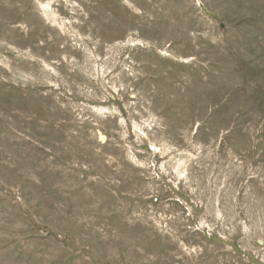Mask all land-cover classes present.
Listing matches in <instances>:
<instances>
[{
    "label": "rangeland",
    "instance_id": "1",
    "mask_svg": "<svg viewBox=\"0 0 264 264\" xmlns=\"http://www.w3.org/2000/svg\"><path fill=\"white\" fill-rule=\"evenodd\" d=\"M0 264H264V0H0Z\"/></svg>",
    "mask_w": 264,
    "mask_h": 264
},
{
    "label": "water",
    "instance_id": "2",
    "mask_svg": "<svg viewBox=\"0 0 264 264\" xmlns=\"http://www.w3.org/2000/svg\"><path fill=\"white\" fill-rule=\"evenodd\" d=\"M102 140V139H101Z\"/></svg>",
    "mask_w": 264,
    "mask_h": 264
}]
</instances>
